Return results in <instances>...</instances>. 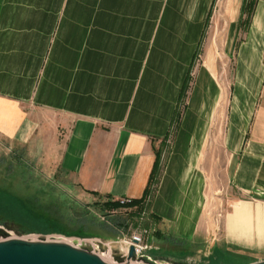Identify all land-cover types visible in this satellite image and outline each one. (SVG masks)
I'll list each match as a JSON object with an SVG mask.
<instances>
[{
  "label": "crops",
  "instance_id": "crops-1",
  "mask_svg": "<svg viewBox=\"0 0 264 264\" xmlns=\"http://www.w3.org/2000/svg\"><path fill=\"white\" fill-rule=\"evenodd\" d=\"M68 4L0 0V181L27 165L92 197L140 199L158 163L151 211L203 259L221 145L235 193L224 244L260 245L264 0Z\"/></svg>",
  "mask_w": 264,
  "mask_h": 264
},
{
  "label": "rangeland",
  "instance_id": "rangeland-1",
  "mask_svg": "<svg viewBox=\"0 0 264 264\" xmlns=\"http://www.w3.org/2000/svg\"><path fill=\"white\" fill-rule=\"evenodd\" d=\"M70 1L46 0V3H51L52 14L66 13L69 12ZM198 62L196 60V64ZM183 106L184 103L180 113ZM177 126L175 123L174 132ZM209 153L212 162L214 157L216 159V173L208 182L205 203L207 217L204 220L208 221L209 226L217 227V240L213 242L208 239L200 247L204 252L203 259L196 255L195 248L187 241L169 242L164 237L166 233L162 231V220L151 211L156 185L152 187L150 200L142 208H107L106 199L89 196L56 176L47 180L40 172H32L33 168L19 165L21 177L18 181H15V177L12 182L0 181V225L8 236L47 235L96 240L105 244L103 257L111 262L114 258L111 251L108 252L107 244L111 243L113 249H117L124 244V239L134 235H140L149 245L145 254L169 264H250L264 260V239L260 245L256 243L251 247H226L224 244L223 218L232 208L235 193L227 182L228 153L221 145ZM212 167L215 168L214 165ZM5 222L10 225L2 224Z\"/></svg>",
  "mask_w": 264,
  "mask_h": 264
},
{
  "label": "water",
  "instance_id": "water-1",
  "mask_svg": "<svg viewBox=\"0 0 264 264\" xmlns=\"http://www.w3.org/2000/svg\"><path fill=\"white\" fill-rule=\"evenodd\" d=\"M2 224L10 225L8 222ZM135 243L121 244L117 249L108 243V252L111 251L114 258L111 262L103 257L105 244L96 240L47 235L8 236L0 225V264H169L139 253ZM250 264H264V260Z\"/></svg>",
  "mask_w": 264,
  "mask_h": 264
},
{
  "label": "trees",
  "instance_id": "trees-1",
  "mask_svg": "<svg viewBox=\"0 0 264 264\" xmlns=\"http://www.w3.org/2000/svg\"><path fill=\"white\" fill-rule=\"evenodd\" d=\"M179 111H180V107H178V111H176V118L174 120V125L175 123L179 124V121H180ZM158 168H159V164L156 163L144 197L140 199L126 198L127 200L125 202L121 201L122 198L118 200L106 199L105 204L107 208H123L127 206H130V207L139 206L140 208H142L144 204H146L150 200V196L152 193L151 192L152 185H154V183L157 182L155 179V173L158 171Z\"/></svg>",
  "mask_w": 264,
  "mask_h": 264
},
{
  "label": "built area",
  "instance_id": "built-area-1",
  "mask_svg": "<svg viewBox=\"0 0 264 264\" xmlns=\"http://www.w3.org/2000/svg\"><path fill=\"white\" fill-rule=\"evenodd\" d=\"M127 199L126 198H122L121 201L125 202ZM134 239L137 240V242H134ZM123 243L127 246L130 243H135V246L138 250L139 253H144L148 248L149 245L143 240V238L140 235H134L131 238L128 239H124Z\"/></svg>",
  "mask_w": 264,
  "mask_h": 264
},
{
  "label": "bare ground",
  "instance_id": "bare-ground-1",
  "mask_svg": "<svg viewBox=\"0 0 264 264\" xmlns=\"http://www.w3.org/2000/svg\"><path fill=\"white\" fill-rule=\"evenodd\" d=\"M35 236V235H34ZM107 260V259H106Z\"/></svg>",
  "mask_w": 264,
  "mask_h": 264
}]
</instances>
